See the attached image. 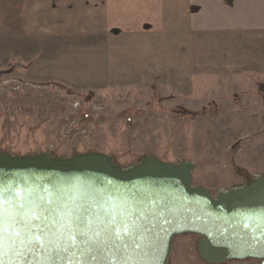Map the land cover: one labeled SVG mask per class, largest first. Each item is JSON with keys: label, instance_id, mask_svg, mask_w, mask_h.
<instances>
[{"label": "rangeland", "instance_id": "374dc122", "mask_svg": "<svg viewBox=\"0 0 264 264\" xmlns=\"http://www.w3.org/2000/svg\"><path fill=\"white\" fill-rule=\"evenodd\" d=\"M12 8L16 29L0 16V153L188 162L212 196L264 176L260 39L191 35L185 0H165L156 36L29 38ZM196 242L174 238L168 264H206Z\"/></svg>", "mask_w": 264, "mask_h": 264}, {"label": "water", "instance_id": "95a60500", "mask_svg": "<svg viewBox=\"0 0 264 264\" xmlns=\"http://www.w3.org/2000/svg\"><path fill=\"white\" fill-rule=\"evenodd\" d=\"M192 171L191 163H164L151 156L121 168L109 156L95 152L64 159L48 153L16 156L2 152L4 204L0 210H7L10 201L87 206L112 199L128 201L139 193L146 210L166 205L169 222H158L144 236L142 247L126 254L129 264H168L173 239L185 235L197 238V256L206 264L245 260L264 264L259 254L264 247V176L212 196L205 188L192 187Z\"/></svg>", "mask_w": 264, "mask_h": 264}, {"label": "snow or ice", "instance_id": "6c2138e0", "mask_svg": "<svg viewBox=\"0 0 264 264\" xmlns=\"http://www.w3.org/2000/svg\"><path fill=\"white\" fill-rule=\"evenodd\" d=\"M143 205L139 193L128 201L112 199L87 206L10 201L7 210H0V264H129L126 254L140 249L144 236L158 222H169L166 205L156 210ZM259 254L264 256V247ZM28 256L42 259L29 262Z\"/></svg>", "mask_w": 264, "mask_h": 264}, {"label": "crops", "instance_id": "0c3cea01", "mask_svg": "<svg viewBox=\"0 0 264 264\" xmlns=\"http://www.w3.org/2000/svg\"><path fill=\"white\" fill-rule=\"evenodd\" d=\"M185 2L191 35L255 37L264 45V0ZM14 5L21 13L17 28L29 38L156 36L166 31L165 0H0V16L8 13L2 20L5 29H16L7 22L16 21L11 16L18 9L10 13Z\"/></svg>", "mask_w": 264, "mask_h": 264}]
</instances>
